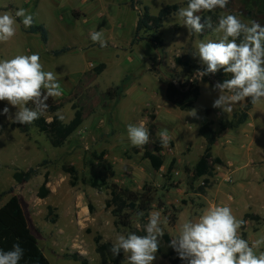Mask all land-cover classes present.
<instances>
[{
  "label": "rangeland",
  "instance_id": "obj_1",
  "mask_svg": "<svg viewBox=\"0 0 264 264\" xmlns=\"http://www.w3.org/2000/svg\"><path fill=\"white\" fill-rule=\"evenodd\" d=\"M188 0H139L147 6L151 15L166 5L178 4L186 7ZM132 0H0V14L13 15L19 8L33 15L34 24L43 25L48 33L44 45L39 36L28 34L17 19L16 35L6 43H0V60L16 55L38 53L45 71L57 74L63 95L54 98L57 112L63 115V123H68L74 114L73 106L80 108L83 121L80 127L60 148H53L47 137L33 125L26 134L11 129L6 116L0 115V194L8 189L12 193L0 197L2 206L11 195L17 196L30 230L39 248L50 264H81L73 259L78 254L86 264H101L95 252L94 238L100 236L103 242L113 244L118 234L126 230L117 229L110 210L105 202L110 197V188H91L82 180L108 178V184L115 183L120 188L140 192L144 186L152 189L153 201L146 214L131 216V226L139 228L148 221L149 213L159 210L168 218L162 224L164 232L178 235L179 227L188 220L197 219L208 207L226 205L237 206L240 202L234 187L239 183L257 191L250 200L243 201L242 207L249 209L247 214L254 216L252 208L264 205V161L261 151L264 144V103L253 106L248 120L237 129L220 131L218 123L228 121L243 102L235 105L230 114L222 113L212 107L218 97L213 90L217 83L209 78L203 84L197 79L200 96L191 111H180L165 97L168 78L185 83L194 77L195 68L202 66L196 45L199 41L218 39L211 29L201 34H189L188 29L176 14L164 21L160 32L163 48L155 50L150 41L130 45L135 33L138 11L142 6L131 8ZM211 17L213 25L221 14H234L244 22L255 20L264 26V10L260 0H229L225 9L217 8L211 12L199 13ZM103 29L107 47H100L90 39V33ZM69 48L68 52L53 57L51 51ZM179 57L187 61L189 67L183 68L174 63ZM104 64L97 74L94 69ZM194 66V67H193ZM120 87L121 93L113 99L106 96L109 88ZM229 94V93H225ZM9 107L14 114L17 109L0 101V112ZM47 121L51 115L44 114ZM204 117L212 121L216 141L212 146V156L222 160L214 166L210 187L205 193H198L205 186L203 178L192 180V170L202 155L206 143L198 134L200 120ZM251 121V124L248 122ZM143 122L150 132L148 146H155L163 160L162 167L155 171L143 158L141 148L131 145L127 138V125ZM167 129L170 142L162 148L158 142V132ZM244 131V132H243ZM234 133L242 134L244 141L252 139L250 160L246 154L248 143L240 148L233 144ZM226 136V137H225ZM261 140V141H258ZM241 141V140H240ZM233 145V146H232ZM140 150L135 153L134 149ZM239 153L236 165L229 156ZM73 167L77 174L75 185L64 168ZM35 168V175L27 182L18 184L12 175L18 171ZM239 170V171H238ZM245 174L235 179V172ZM47 178L48 195L39 197V188ZM259 190H262L259 193ZM258 196V197H257ZM261 198V199H260ZM258 220H248L242 238L253 242L264 237V216ZM176 222L172 224V218ZM238 219H241L237 217ZM243 218V216H242ZM259 251H264V243ZM127 260L124 259V263ZM153 264L155 262L153 261ZM158 264H169L161 260Z\"/></svg>",
  "mask_w": 264,
  "mask_h": 264
},
{
  "label": "clouds",
  "instance_id": "obj_2",
  "mask_svg": "<svg viewBox=\"0 0 264 264\" xmlns=\"http://www.w3.org/2000/svg\"><path fill=\"white\" fill-rule=\"evenodd\" d=\"M228 3L229 0H188L187 6L176 12L189 34H201L208 28L218 36L215 40L199 41L194 56L205 66L197 70L198 78L214 75L221 69L231 74L230 79L213 86L219 95L212 107L226 114L232 113L235 105L246 99L253 105L264 103V26L255 20L246 23L234 14H221L214 26L211 17L199 14L225 9ZM16 18H22L25 28L34 23L33 15L24 8L16 10L14 15L0 14V43L16 35ZM90 39L102 48L107 47L103 29L91 32ZM62 95L57 74L44 70L38 53L0 60V101L17 109L12 114L6 106L0 112L10 122L32 124L47 111L49 98ZM29 103L33 107H28ZM56 115L64 119L59 112ZM190 116L196 117L197 110L192 109ZM158 136L161 147L167 148L171 139L168 130L159 131ZM127 138L132 146L142 148L150 142V132L143 122L128 124ZM167 223L168 218L162 219L161 211H152L144 225L146 235L118 234L110 251L114 256L123 251L127 264H153L165 235L162 224ZM245 223L229 206L208 207L197 219L184 222L168 247L186 264H264V251H259L264 237L251 243L242 238L240 230ZM23 256L24 249L15 243L10 250L0 249V264H19Z\"/></svg>",
  "mask_w": 264,
  "mask_h": 264
},
{
  "label": "trees",
  "instance_id": "obj_3",
  "mask_svg": "<svg viewBox=\"0 0 264 264\" xmlns=\"http://www.w3.org/2000/svg\"><path fill=\"white\" fill-rule=\"evenodd\" d=\"M188 1L185 2L187 4ZM261 6L264 10V0H260ZM142 6L139 0H132L131 8ZM180 9L178 4L166 5L161 8L156 15H151L147 6H142V10L137 13V20L135 26L134 37L131 40V46L141 41H150L155 50L161 49L164 46L160 29L166 21V19ZM28 34H36L39 36L40 41L45 45L48 41V33L43 25L34 24L27 29ZM192 35L194 33H191ZM69 48H61L59 50L51 51L53 57H58L61 54L68 52ZM174 63L180 65L183 68H188V62L182 61L181 58H174ZM194 67V66H193ZM204 65L198 66L196 71L203 70ZM104 69V64L98 65L94 71L100 74ZM209 78L215 80V82H222L225 79H230L231 74L224 73L221 69L216 74L207 75L200 80L206 83ZM121 93L120 87L109 88L106 91V96L110 99L116 98ZM200 95V89L197 79L190 78L185 83H180L177 79L171 77L168 78V83L165 89L166 99L174 105L180 111H191L197 102ZM49 107L45 114L51 115L50 121H47L46 117L42 115L39 119L35 120L32 124L21 125L18 123L10 124L11 129H17L20 133L26 134L29 130V126L33 125L40 133L44 134L49 144L53 148H60L65 141L80 127L83 121V114L80 108L73 106L74 114L72 119L68 123H63L55 112L58 110L54 98H49L47 101ZM253 104L246 99L240 109L232 114V117L228 121H220L218 127L220 131L233 130L243 125L249 116L250 110L253 108ZM28 107H33L29 103ZM212 121L207 117L200 121L198 128V134L205 140L206 146L202 155L197 160L192 170V180H198L203 178L205 186L199 187L198 193L204 194L205 188L210 187L209 179L213 177L214 166L222 164V161L218 157H213L211 154L212 146L216 141V133L212 129ZM1 134V130H0ZM160 144V142H158ZM160 147L155 146L152 150L148 144L141 148L142 156L146 159L153 170L158 171L162 165L163 160L159 154ZM135 153H139L140 150L135 148ZM66 172L70 174L71 185H75L77 181V172L73 167L64 168ZM36 173L35 168H29L26 171L16 170L12 178L18 183H24L29 181ZM110 172L108 177L90 178L88 180H82L83 184L90 186L91 188H102L109 186L110 197L105 202L106 209L110 210L112 217L114 218V225L117 229L126 230L125 236L129 233H135L137 235H146L144 231V225L139 228H133L131 226V216L133 214L139 215V213L146 214L149 206L153 201L152 189L144 186L140 192L132 191L129 189L120 188L115 183L108 184V178L112 177ZM47 178H44L43 183L39 188V197L45 198L48 195V189L46 187ZM12 193V189H8L0 194L1 196L9 195ZM248 219L258 220V216H251L245 214L243 220ZM176 220L172 218V224ZM244 226V225H243ZM242 226V228H243ZM170 235L165 233L164 237L160 240L159 251L157 254L168 259L170 264H181V259L176 255V252L168 247L170 242ZM19 243L24 249L23 259L19 264H50L48 259L44 256L39 248L38 242L32 234L25 217L24 211L21 207L20 201L17 196L11 195L8 200L0 206V249L5 251L10 250L13 244ZM95 252L98 254L101 264H123L124 257L123 251L118 256H114L110 251L113 244L109 242H103L100 236L94 238ZM75 261H80L81 264H86L85 260L78 254L73 255Z\"/></svg>",
  "mask_w": 264,
  "mask_h": 264
},
{
  "label": "crops",
  "instance_id": "obj_4",
  "mask_svg": "<svg viewBox=\"0 0 264 264\" xmlns=\"http://www.w3.org/2000/svg\"><path fill=\"white\" fill-rule=\"evenodd\" d=\"M135 26H136V24H135ZM130 44H131V42H130ZM64 48H67V47H64ZM103 71V70H102ZM203 84H205V83H202L201 85H200V87L203 85ZM200 87H199V89H200ZM200 96V95H199ZM205 118V117H204ZM248 118H249V116H248ZM203 119V118H202ZM201 119V120H202ZM209 119V118H208ZM200 120V121H201ZM248 120V119H247ZM200 124V123H199ZM248 124H251V125H253L252 123H251V121H249L248 122ZM199 128V127H198ZM214 131H215V129L214 128H212ZM227 131V130H226ZM244 132V131H243ZM241 135L242 134H238V133H234V137H240L239 138V140H238V138H236L235 139V142H234V146L236 147L237 146V148H240L241 146H243V144L245 145L246 143H248V147H247V152H246V154H247V156H248V158L250 159V160H253V158L255 159V158H258V157H255L254 155H252L251 153H252V142L253 141H257V139H252L251 138V140L249 141V142H246V141H244V137L242 138L241 137ZM243 136V135H242ZM226 137V136H225ZM202 138V137H201ZM241 140V141H240ZM205 141V140H204ZM258 141H261V140H258ZM215 144V143H214ZM232 145V146H233ZM212 151V150H211ZM261 151L263 152V157L262 158H258L259 160H262V161H264V144H262V147H261ZM212 154V153H211ZM230 158H232L234 161V163L237 165L238 164V161H239V159H240V154L239 153H231V155L229 156ZM220 159V158H219ZM221 160V159H220ZM222 161V160H221ZM239 171V170H238ZM235 172L234 173V177H235V179H241L242 177H244L245 176V174L243 173V172ZM234 191H235V194L237 195V197H239V199H240V202H237L238 204H237V206H230L231 207V209H232V211H233V214L236 216V217H239V218H241V219H243L242 218V216L244 217V215L245 214H247V211H248V209H249V207H248V205H251V201H250V204H246V208H243L242 207V204H243V201L244 200H247V198L250 200L252 197H255L258 193H257V191H255V190H253L252 188H249L248 186H243V185H241V184H237L235 187H234ZM262 190H259V193L261 192ZM264 195V194H263ZM258 197V196H257ZM261 199V198H260ZM22 207V206H21ZM251 207H253L252 205H251ZM252 211H253V213L254 214H256V215H263L264 216V205L261 207H256V208H252ZM256 215H254V216H256ZM26 217V216H25ZM259 217V216H258ZM248 220H251V219H248ZM248 220H246V221H248ZM255 221V220H254ZM28 222V221H27ZM175 222H176V220L174 221V224H175ZM29 225V224H28ZM171 225H173V224H171ZM179 226H181L180 224H179V222H177L176 223V225H174V227H179ZM244 229H245V224H244V226H243V228L241 227V231H242V233L244 232ZM170 237H171V235H170ZM172 238V237H171ZM110 243V242H109ZM112 244V243H111ZM157 255V259L154 261L155 262V264H158V263H161V260L162 261H164V260H168V259H164V258H162V257H160L158 254H156ZM176 255H177V253H176ZM123 257H124V259H126V257L124 256V254H123ZM169 261V260H168ZM169 264H170V262H169ZM181 264H186V262L185 261H182L181 260Z\"/></svg>",
  "mask_w": 264,
  "mask_h": 264
},
{
  "label": "built area",
  "instance_id": "obj_5",
  "mask_svg": "<svg viewBox=\"0 0 264 264\" xmlns=\"http://www.w3.org/2000/svg\"><path fill=\"white\" fill-rule=\"evenodd\" d=\"M193 78H195V79H201V78H198L197 77V72L194 74V77Z\"/></svg>",
  "mask_w": 264,
  "mask_h": 264
}]
</instances>
